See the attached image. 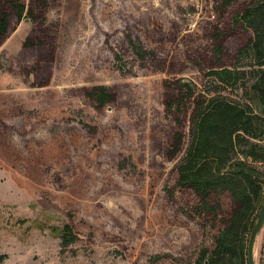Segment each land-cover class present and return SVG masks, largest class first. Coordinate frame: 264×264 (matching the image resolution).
<instances>
[{
  "label": "rangeland",
  "instance_id": "1",
  "mask_svg": "<svg viewBox=\"0 0 264 264\" xmlns=\"http://www.w3.org/2000/svg\"><path fill=\"white\" fill-rule=\"evenodd\" d=\"M21 1L31 14L9 12L0 41V264L193 263L234 205L219 191L218 214L179 211L198 198L175 185L165 84L200 83L191 59L217 64L214 27L228 55L245 43L250 32L232 17L250 0L221 10V0ZM127 33L154 55L139 60ZM99 84L114 93L102 106L85 95ZM65 224L78 239L63 250ZM253 257L264 264V223Z\"/></svg>",
  "mask_w": 264,
  "mask_h": 264
},
{
  "label": "trees",
  "instance_id": "2",
  "mask_svg": "<svg viewBox=\"0 0 264 264\" xmlns=\"http://www.w3.org/2000/svg\"><path fill=\"white\" fill-rule=\"evenodd\" d=\"M232 2L221 0L215 9ZM46 4L42 0V6ZM9 12L17 21L31 14L21 0H0V41L13 29ZM232 22L250 32L245 43L228 55L225 32L214 27L210 59L217 64L203 68L191 59L201 72L200 83L179 77L165 84L164 105L176 127L167 154L169 158L180 154L174 165L175 185L190 189L198 198L192 210L179 207V211L189 219L195 214H218L220 205L211 195L219 191H227L234 205L230 215L221 219L223 226L213 248L202 247L194 262L187 264H247L249 233L264 197V0H250ZM125 39L139 60L154 55L130 33ZM27 44L33 46L28 40L23 42ZM113 56L122 60L116 51ZM85 95L98 106L114 99L112 90L103 84L91 86ZM167 195L172 197V188ZM60 239L64 250L78 236L65 224Z\"/></svg>",
  "mask_w": 264,
  "mask_h": 264
},
{
  "label": "water",
  "instance_id": "3",
  "mask_svg": "<svg viewBox=\"0 0 264 264\" xmlns=\"http://www.w3.org/2000/svg\"><path fill=\"white\" fill-rule=\"evenodd\" d=\"M263 223H264V197L261 206L259 208V211L257 213V218L249 233L248 242H247V254H246L247 264H255L253 257V247H254L256 235L261 229Z\"/></svg>",
  "mask_w": 264,
  "mask_h": 264
}]
</instances>
